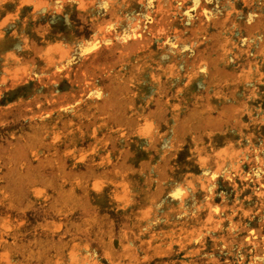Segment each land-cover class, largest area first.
<instances>
[{
  "label": "rangeland",
  "instance_id": "obj_1",
  "mask_svg": "<svg viewBox=\"0 0 264 264\" xmlns=\"http://www.w3.org/2000/svg\"><path fill=\"white\" fill-rule=\"evenodd\" d=\"M0 264H264V0H0Z\"/></svg>",
  "mask_w": 264,
  "mask_h": 264
}]
</instances>
